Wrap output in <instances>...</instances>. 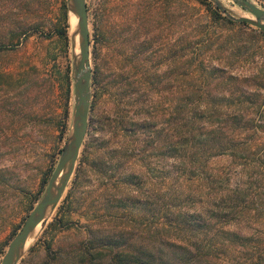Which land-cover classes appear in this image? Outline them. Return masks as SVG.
<instances>
[{
  "label": "rangeland",
  "instance_id": "rangeland-1",
  "mask_svg": "<svg viewBox=\"0 0 264 264\" xmlns=\"http://www.w3.org/2000/svg\"><path fill=\"white\" fill-rule=\"evenodd\" d=\"M217 1L235 18L255 19L233 0ZM248 1L264 10V0ZM85 2L92 77L97 72L104 90H95L91 78L92 124L75 170L45 226L35 229L33 237L39 233L18 264H91L89 256L97 253L102 256L94 264H112L111 254L120 249L131 252L132 248H100L111 238L118 245L123 241L131 247L156 245L148 227L152 215L165 211L171 193L176 190L200 199L204 196H199L197 183L172 184L166 177L171 160L157 156V152L150 158L155 172L142 176L138 187L118 184L129 172L146 173L141 161L133 165L130 159L125 160L122 150L132 141L118 136L109 125L108 118L117 110L118 91L122 90L124 101L129 103L138 100L150 85L161 90L166 106L185 101L183 91L190 85L183 77L184 46L197 39L195 31L206 32L211 39L219 36L248 42L259 49L253 60L264 65V36L250 25L242 28L214 20L215 8L221 17H227L213 0ZM71 7L69 1L68 10L67 0H0V264L8 245L43 197L71 134L75 72ZM212 63L223 64L218 60ZM236 67L235 73L246 74L252 65L238 63ZM155 72L163 76L160 83L149 76ZM147 79L154 85L147 84ZM191 83L198 85L199 81ZM204 89L215 93L214 82ZM207 102L204 97L203 103ZM85 144H90L86 152ZM99 159L101 168L93 164ZM230 160L227 156L211 158L207 169L216 172ZM128 197L138 199L145 208L124 207ZM249 226L257 228V224ZM227 229L244 236L252 233L244 224H230ZM169 239L173 245L189 247V242L174 240L172 235ZM196 241L192 239V243ZM160 248L166 259H173L168 246Z\"/></svg>",
  "mask_w": 264,
  "mask_h": 264
},
{
  "label": "trees",
  "instance_id": "trees-1",
  "mask_svg": "<svg viewBox=\"0 0 264 264\" xmlns=\"http://www.w3.org/2000/svg\"><path fill=\"white\" fill-rule=\"evenodd\" d=\"M212 15L214 20L250 28L221 17L217 8ZM258 33L264 36V32ZM193 35L197 39H190L184 46L183 77L190 85L183 91L185 101L166 106L159 95L161 90L149 85L138 100L127 103L119 90L117 110L108 122L118 136L132 141L122 150L125 160L130 159L133 165L134 161H141L146 170L139 174L129 172L118 184L138 187L142 176L155 172L150 158L157 152V156L171 160L166 172L168 180L172 184L197 183L199 196L204 199L172 192L165 211L152 215L148 227L152 230L151 234L148 230L149 237L157 240L156 245L152 242L151 248L140 244L131 247L126 241L118 245L111 238L100 248H132L131 252L120 249L111 254L112 264H264V65L253 60L259 49L248 46V42L219 36L211 39L200 31ZM205 53L212 55L200 58ZM213 60L222 62V66H214ZM238 63H249L252 68L246 74L235 73ZM149 76L159 83L163 77L157 72ZM195 81L199 84L191 83ZM212 82L215 93L204 89ZM92 86L97 91L104 90L97 72ZM204 97L207 103H203ZM89 147L85 144L83 151ZM222 156L230 157L228 166L216 172L207 169L209 159ZM93 164L103 166L101 159ZM123 204L145 208L131 197ZM230 224H244L252 233L240 235L227 229ZM254 224L257 228L249 226ZM171 235L184 244L189 242V247L173 245ZM192 239L198 241L194 244ZM161 245L172 250L173 259L164 257ZM100 255L91 254L89 262L94 264Z\"/></svg>",
  "mask_w": 264,
  "mask_h": 264
},
{
  "label": "water",
  "instance_id": "water-1",
  "mask_svg": "<svg viewBox=\"0 0 264 264\" xmlns=\"http://www.w3.org/2000/svg\"><path fill=\"white\" fill-rule=\"evenodd\" d=\"M69 1L68 10H69ZM76 7L78 18V27L81 35L80 41V60L78 65H74V109L72 118L71 134L61 152L57 165L47 183L44 195L31 211L25 220L20 231L12 239L8 245L1 264H18L22 255H20V247L25 242L29 234L35 227L41 223L42 227L47 223L48 217L60 201L63 191L73 175L76 163L83 148L87 130L89 126V112L91 109V78L92 71L90 66V36H89V20L85 0H71ZM216 6L230 20L237 23H245L261 32H264V10L259 9L248 0H233L244 8L255 19L240 16L235 18L227 11L223 10L217 0H213ZM50 214L44 219L47 210ZM41 227V228H42Z\"/></svg>",
  "mask_w": 264,
  "mask_h": 264
},
{
  "label": "bare ground",
  "instance_id": "bare-ground-1",
  "mask_svg": "<svg viewBox=\"0 0 264 264\" xmlns=\"http://www.w3.org/2000/svg\"><path fill=\"white\" fill-rule=\"evenodd\" d=\"M71 1V0H70ZM72 7H71V18L72 20L70 21V39H71V50H72V58H73V64L78 65V62L80 60V41H81V35L79 32V27H78V18H77V13H76V7L75 4L71 1ZM249 18V17H247ZM252 19V18H250ZM264 23V22H263ZM50 210L48 209L45 213L44 219H47L49 216ZM39 223L35 229L40 225ZM35 229L29 234V236L26 238L25 242L21 245L20 247V255H22L27 249L30 247V245L33 243V240L35 239L37 233L33 237V233Z\"/></svg>",
  "mask_w": 264,
  "mask_h": 264
}]
</instances>
